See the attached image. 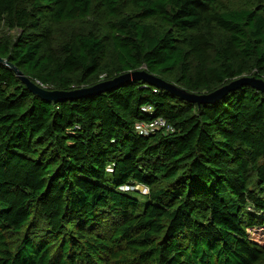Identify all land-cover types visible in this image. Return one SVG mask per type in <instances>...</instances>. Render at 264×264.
Returning a JSON list of instances; mask_svg holds the SVG:
<instances>
[{"label":"trees","instance_id":"1","mask_svg":"<svg viewBox=\"0 0 264 264\" xmlns=\"http://www.w3.org/2000/svg\"><path fill=\"white\" fill-rule=\"evenodd\" d=\"M0 57L47 89L209 93L264 79V0H0ZM0 264H264V92L55 101L0 61Z\"/></svg>","mask_w":264,"mask_h":264},{"label":"water","instance_id":"2","mask_svg":"<svg viewBox=\"0 0 264 264\" xmlns=\"http://www.w3.org/2000/svg\"><path fill=\"white\" fill-rule=\"evenodd\" d=\"M0 61L4 62L5 64L13 68L17 72V74L22 78V80L26 83V85L31 91L40 95L44 99L55 100V101H59L62 99H73L86 95H93L99 92H104L108 89H111L122 83L129 82L132 80H146L153 85H157L171 92H174L175 94L183 97L186 100L197 102L199 104L205 102H215L224 95H226L229 91L235 90L246 84H249L264 92V79L257 76L243 75L219 87L218 89L212 92L198 94L187 91L186 89L178 86L175 83L167 82L162 78L152 73H149L144 69L126 72L119 76H116L115 78L101 81L89 87H81L72 90L45 89L39 86L33 80H31L16 65L9 62L7 59L0 57Z\"/></svg>","mask_w":264,"mask_h":264},{"label":"built area","instance_id":"3","mask_svg":"<svg viewBox=\"0 0 264 264\" xmlns=\"http://www.w3.org/2000/svg\"><path fill=\"white\" fill-rule=\"evenodd\" d=\"M38 85L47 89V85L41 82L40 80H37ZM142 110L146 112H152L153 108L152 106H143ZM136 131L141 135H150L151 133H154L157 130L163 129L166 132H171L174 130L173 126L167 122V120L163 117H156L149 121H138L135 124Z\"/></svg>","mask_w":264,"mask_h":264},{"label":"rangeland","instance_id":"4","mask_svg":"<svg viewBox=\"0 0 264 264\" xmlns=\"http://www.w3.org/2000/svg\"><path fill=\"white\" fill-rule=\"evenodd\" d=\"M14 33L16 32V31H13ZM128 188V187H127ZM134 188H139V186H136V187H134ZM140 190L144 193V192H146L148 189H147V187H145V186H141L140 187ZM13 239H16V238H13Z\"/></svg>","mask_w":264,"mask_h":264}]
</instances>
